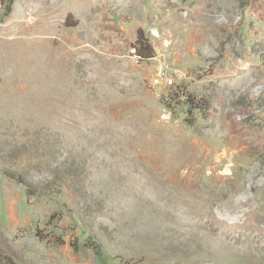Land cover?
<instances>
[{
    "label": "rangeland",
    "instance_id": "374dc122",
    "mask_svg": "<svg viewBox=\"0 0 264 264\" xmlns=\"http://www.w3.org/2000/svg\"><path fill=\"white\" fill-rule=\"evenodd\" d=\"M198 151L236 153L182 209ZM0 264H264V0H0Z\"/></svg>",
    "mask_w": 264,
    "mask_h": 264
},
{
    "label": "bare ground",
    "instance_id": "6f19581e",
    "mask_svg": "<svg viewBox=\"0 0 264 264\" xmlns=\"http://www.w3.org/2000/svg\"><path fill=\"white\" fill-rule=\"evenodd\" d=\"M235 153L223 151L212 155L208 151H198L190 160L183 159V153H177L174 160L169 161L171 165L164 166L160 164L161 167L166 169L162 173L164 177L159 179L163 197L166 201H169V199L179 201V204L176 205H179L182 209L183 206L191 208V202L210 206L214 200H218L223 196L224 190L222 188L227 183L221 178L214 179V171L218 166H222L228 158L233 157ZM210 155H212L211 158ZM207 165L210 166L208 168L209 172L204 174ZM183 168L185 170H182ZM223 173L227 174L228 170ZM196 174L199 175V178L195 177Z\"/></svg>",
    "mask_w": 264,
    "mask_h": 264
},
{
    "label": "built area",
    "instance_id": "2783aa9c",
    "mask_svg": "<svg viewBox=\"0 0 264 264\" xmlns=\"http://www.w3.org/2000/svg\"><path fill=\"white\" fill-rule=\"evenodd\" d=\"M181 71L168 63H163L159 72V79L166 91V97L171 102L185 103L188 95L185 87L178 83L182 78Z\"/></svg>",
    "mask_w": 264,
    "mask_h": 264
},
{
    "label": "trees",
    "instance_id": "16d2710c",
    "mask_svg": "<svg viewBox=\"0 0 264 264\" xmlns=\"http://www.w3.org/2000/svg\"><path fill=\"white\" fill-rule=\"evenodd\" d=\"M138 41L139 42H144L143 45H142V47L144 49L140 47V49L137 50L138 56H141L142 58H145V59L151 58L153 56L152 55L153 54V51H152L151 46L149 45V43L147 41L143 40L142 38H139ZM189 101H190V96L188 95V101L186 103H189Z\"/></svg>",
    "mask_w": 264,
    "mask_h": 264
}]
</instances>
